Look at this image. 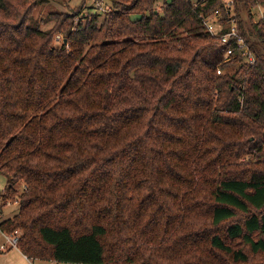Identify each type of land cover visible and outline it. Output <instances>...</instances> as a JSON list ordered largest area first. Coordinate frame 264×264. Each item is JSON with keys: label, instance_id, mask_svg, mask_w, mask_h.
I'll return each instance as SVG.
<instances>
[{"label": "trees", "instance_id": "trees-1", "mask_svg": "<svg viewBox=\"0 0 264 264\" xmlns=\"http://www.w3.org/2000/svg\"><path fill=\"white\" fill-rule=\"evenodd\" d=\"M49 1L0 0V230L38 262L264 264V0L233 4L253 64L205 32L221 0H103L43 30Z\"/></svg>", "mask_w": 264, "mask_h": 264}, {"label": "rangeland", "instance_id": "rangeland-1", "mask_svg": "<svg viewBox=\"0 0 264 264\" xmlns=\"http://www.w3.org/2000/svg\"><path fill=\"white\" fill-rule=\"evenodd\" d=\"M104 1L103 0H68L65 2L64 5L58 4L53 1H49L48 3H43L41 5H38L36 10L33 12V16L35 19L42 21L41 28L43 30H50L54 26V20H52L51 14L55 13H67L72 14L77 18H85L87 16H96L101 13L100 10H98V5L101 6V8H104ZM109 9L110 6L105 4ZM159 11V10H157ZM103 14V13H102ZM103 16V15H101ZM241 18L247 16L245 12L240 13ZM251 16L254 21H257L258 19L264 20V8L263 7H256L252 8L251 10ZM63 38L62 34H59L56 38L58 42H60ZM6 184V178L3 175H0V194ZM1 205V202H0ZM18 210V204H8L2 209V213L0 214V220L8 219L13 217V214ZM3 239L0 237V242H2ZM4 256H9V260L6 259ZM19 255L17 253H12L10 255H2L0 256V264H23L21 259L18 257ZM11 260V261H10ZM25 262V261H24ZM41 262H34L33 264H40ZM44 263H50V264H56L52 262H44ZM27 264V263H25Z\"/></svg>", "mask_w": 264, "mask_h": 264}, {"label": "built area", "instance_id": "built-area-1", "mask_svg": "<svg viewBox=\"0 0 264 264\" xmlns=\"http://www.w3.org/2000/svg\"><path fill=\"white\" fill-rule=\"evenodd\" d=\"M202 0H195L193 2L194 9L201 5ZM234 0H221V6L225 13L228 16V20L224 22L223 13L220 8H215L213 11L207 15L199 14V19L202 22L205 32H207L212 37H219L221 42L228 44L231 40H235L234 44L238 50V55L245 58L246 62L253 64L255 61L254 55L245 44L244 40L238 35L237 31V20L233 18ZM104 8H101L100 5L97 7L101 11V14L107 13L110 9L104 4ZM225 31V33H224ZM236 55L233 54L232 49H228L223 53V60L225 62L229 61L232 57L235 58ZM221 70H217V74H220ZM20 232L16 231L11 235H7L0 230V236L4 240V243L0 245V251H6L8 248H17L18 239Z\"/></svg>", "mask_w": 264, "mask_h": 264}, {"label": "crops", "instance_id": "crops-1", "mask_svg": "<svg viewBox=\"0 0 264 264\" xmlns=\"http://www.w3.org/2000/svg\"><path fill=\"white\" fill-rule=\"evenodd\" d=\"M3 243H4V240L2 242H0V245L3 244ZM12 253H17L19 255L18 256L19 259H21V261L23 262V264H25V263H27V264H33L34 262H38V261H31V260H29L28 258H26L25 256H23L17 248L16 249L15 248H8L6 251H0V256L7 255V254L10 255ZM4 257H6L7 260L11 259V258H9V256L8 257L7 256H4ZM40 264H50V263L41 262Z\"/></svg>", "mask_w": 264, "mask_h": 264}]
</instances>
